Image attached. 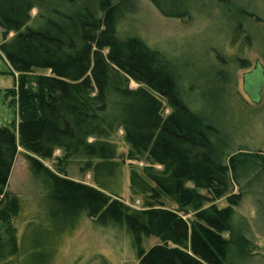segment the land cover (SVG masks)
Returning <instances> with one entry per match:
<instances>
[{"label": "trees", "instance_id": "trees-1", "mask_svg": "<svg viewBox=\"0 0 264 264\" xmlns=\"http://www.w3.org/2000/svg\"><path fill=\"white\" fill-rule=\"evenodd\" d=\"M128 1L0 0V28L14 34L0 51L19 75L8 95L18 131L0 126L3 210L16 217L22 209L21 200L6 192L20 147L42 188L45 219L58 228L54 247L88 217L100 227L125 230L139 264H235L255 256L257 248L235 223L242 196L231 189L240 161L226 162L224 143L194 112L165 55L121 31ZM150 1L167 18H185L192 3ZM261 43L264 57V29ZM38 70L49 74L34 75ZM164 102L172 109L167 117ZM119 131L129 147L125 155L116 143ZM56 151L64 165L78 163L90 173L93 185L47 167L44 161ZM258 161L264 169V159ZM127 187L131 200L141 199L140 209L122 201ZM224 198L227 207L214 204ZM189 209L191 220L184 216ZM153 238L159 243L146 250ZM50 256L39 264H54ZM32 259L21 257L17 229L0 224V264Z\"/></svg>", "mask_w": 264, "mask_h": 264}, {"label": "rangeland", "instance_id": "rangeland-1", "mask_svg": "<svg viewBox=\"0 0 264 264\" xmlns=\"http://www.w3.org/2000/svg\"><path fill=\"white\" fill-rule=\"evenodd\" d=\"M37 16L35 9L30 25ZM263 29L264 0H192L185 18L163 16L150 0H129L121 25L122 32L140 37L165 55L194 112L215 131L219 143H224L226 162L231 158L240 161L231 189L233 194L242 196L235 208V223L257 251L255 256L242 258L235 264H264V169L258 161L260 157L264 159ZM244 31L248 40L242 36ZM13 37V33L4 35L0 28V46ZM237 58L245 59L248 66L242 67ZM44 74L49 73L42 70L34 73ZM18 78L0 51V126L16 132L19 115L8 95L15 89ZM138 87L131 82L132 89ZM163 104V116L167 117L172 109ZM116 143L120 152L127 154L129 147L122 131L118 132ZM248 154L249 158L245 156ZM61 157L62 152L56 151L53 159L44 164L55 173L66 169L68 178L93 185L90 173H83L78 163L64 165ZM129 164L144 166L142 162ZM187 186L194 187L193 183ZM6 192L9 197L21 200L22 209L16 217L9 216L3 210L4 197H1L0 224L9 223L17 229L21 257L25 260L33 258L32 262L39 264L51 255L54 264L140 263L125 230L100 227L88 217L64 236L59 247H54L58 228L54 229L45 219L42 188L32 176L26 153L20 147ZM201 193L208 196L205 191ZM122 201L136 209L142 207L141 199L131 200L128 187ZM214 204L219 208L228 206L226 198ZM171 208L178 207L173 204ZM188 212L185 219L191 220L193 210ZM158 243L153 238L144 247L147 250Z\"/></svg>", "mask_w": 264, "mask_h": 264}]
</instances>
